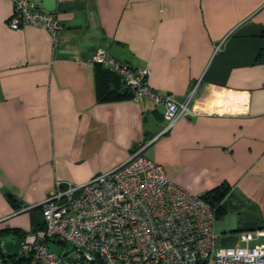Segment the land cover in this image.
<instances>
[{"label": "crops", "instance_id": "obj_1", "mask_svg": "<svg viewBox=\"0 0 264 264\" xmlns=\"http://www.w3.org/2000/svg\"><path fill=\"white\" fill-rule=\"evenodd\" d=\"M34 1L60 19L55 45L44 29H10L0 0V231L32 230L38 212L18 214L56 182L87 183L141 148L193 194L227 188L220 246L255 231L264 244V0ZM97 49L148 69L161 95L195 91L194 114L164 132L150 99L100 102L83 64Z\"/></svg>", "mask_w": 264, "mask_h": 264}, {"label": "built area", "instance_id": "obj_2", "mask_svg": "<svg viewBox=\"0 0 264 264\" xmlns=\"http://www.w3.org/2000/svg\"><path fill=\"white\" fill-rule=\"evenodd\" d=\"M13 12L8 27L41 28L54 45L62 31L56 13L38 10L34 0H9ZM101 65L117 75L135 101L150 99L164 109L170 129L193 115L194 93L183 99L161 95L147 86L149 71L121 63L103 49L83 61ZM41 226L19 238L18 257L23 264H74L51 252L48 243H64L76 254V264H264V244L251 242L262 232L244 234L241 244L223 247L214 233L216 208L171 181L164 169L137 148L117 167L87 183L56 182L38 206ZM26 210V209H25ZM5 244L0 242V264H6Z\"/></svg>", "mask_w": 264, "mask_h": 264}, {"label": "trees", "instance_id": "obj_3", "mask_svg": "<svg viewBox=\"0 0 264 264\" xmlns=\"http://www.w3.org/2000/svg\"><path fill=\"white\" fill-rule=\"evenodd\" d=\"M93 68L95 70L97 95L98 100L100 102L118 101L132 98V93L129 91L128 88H126L124 83L117 75L111 73L107 69L103 68L101 65H94ZM226 193L227 188L221 186L205 193L201 196V198L208 204L216 208L217 216L219 214V203L225 197ZM34 210H39V207L34 208ZM6 231L18 233L19 238L23 235V233H20L18 231H12L9 229L0 231V235ZM6 257L11 261L12 264H19L17 258L14 257L12 254H8Z\"/></svg>", "mask_w": 264, "mask_h": 264}, {"label": "rangeland", "instance_id": "obj_4", "mask_svg": "<svg viewBox=\"0 0 264 264\" xmlns=\"http://www.w3.org/2000/svg\"><path fill=\"white\" fill-rule=\"evenodd\" d=\"M26 212H28V210L22 212L20 211V213L18 215H23L25 214ZM38 212V215L37 217L39 219H41V214H40V211L37 210ZM19 239V234L18 233H13L11 231H6V232H3L1 235H0V242L2 241L4 244H14L16 243V241ZM48 249L51 251V252H54L55 254H57V256H64L65 258V261H68L70 263H74L76 264V258H77V255L76 254H69L68 251H70V247L69 246H63L61 244H55V243H48L47 245ZM6 264H12L11 261L8 259L6 261Z\"/></svg>", "mask_w": 264, "mask_h": 264}, {"label": "water", "instance_id": "obj_5", "mask_svg": "<svg viewBox=\"0 0 264 264\" xmlns=\"http://www.w3.org/2000/svg\"><path fill=\"white\" fill-rule=\"evenodd\" d=\"M32 220H33V226H32V230L35 231L38 226L41 224V220L37 217L36 214L32 215ZM19 244H20V239H18L16 241V243L14 244H5V249L12 254L14 257L17 258V261L19 264H23V262L25 261L24 257H18V249H19ZM59 244L64 245V243L59 242Z\"/></svg>", "mask_w": 264, "mask_h": 264}]
</instances>
